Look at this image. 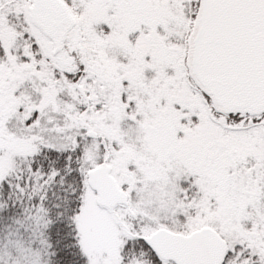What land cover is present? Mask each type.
<instances>
[{
  "label": "snow or ice",
  "instance_id": "6c2138e0",
  "mask_svg": "<svg viewBox=\"0 0 264 264\" xmlns=\"http://www.w3.org/2000/svg\"><path fill=\"white\" fill-rule=\"evenodd\" d=\"M0 264H264V0H0Z\"/></svg>",
  "mask_w": 264,
  "mask_h": 264
}]
</instances>
